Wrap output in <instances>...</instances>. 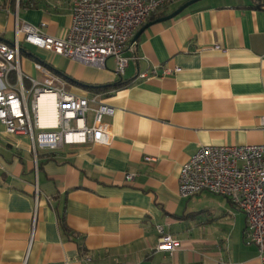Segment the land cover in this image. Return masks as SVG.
Returning <instances> with one entry per match:
<instances>
[{"label": "crops", "instance_id": "1", "mask_svg": "<svg viewBox=\"0 0 264 264\" xmlns=\"http://www.w3.org/2000/svg\"><path fill=\"white\" fill-rule=\"evenodd\" d=\"M188 1L135 31L152 22L127 47L122 78L113 59L97 69L22 45L24 74L38 78L34 63L48 62L70 92L98 94L114 109L104 120L112 138L34 154L28 136L0 125V264H264L228 199L178 194L180 168L200 147L264 144V5L202 0L156 22ZM71 3L0 0V41L12 43L22 24L64 37ZM102 86L110 89L86 88ZM157 227L178 241L173 254L155 251Z\"/></svg>", "mask_w": 264, "mask_h": 264}, {"label": "built area", "instance_id": "2", "mask_svg": "<svg viewBox=\"0 0 264 264\" xmlns=\"http://www.w3.org/2000/svg\"><path fill=\"white\" fill-rule=\"evenodd\" d=\"M177 1L72 0L70 26L62 38L46 36L42 32L45 23L16 25L13 42L0 41V125L5 133L28 136L34 154L69 145L110 144L112 133L104 120L113 116L114 109L98 94L70 92L69 83L48 62L34 63L38 78L24 74L19 65L22 45L97 69L106 68L107 60L113 59L115 75L122 78L129 61L124 53L133 43L135 31ZM178 71L163 69L162 76ZM154 77L156 71L152 70L137 79ZM44 97L51 103L52 124H42L40 102ZM260 122L264 127V118ZM132 179L131 174L125 176L126 181ZM201 192L228 199L244 215L245 243L256 246L259 259L264 260V144L200 147L180 168L178 194L189 199ZM157 232L155 251L173 254L178 241L162 227Z\"/></svg>", "mask_w": 264, "mask_h": 264}, {"label": "water", "instance_id": "3", "mask_svg": "<svg viewBox=\"0 0 264 264\" xmlns=\"http://www.w3.org/2000/svg\"><path fill=\"white\" fill-rule=\"evenodd\" d=\"M199 1H202V0H189L188 2H186L185 4H183L182 6H180L175 12H173L171 15H169V16H167V17H164V18H162V19H159V20H156V22H161V21H165V20H168V19H171V18H173V17H175L176 15H178L180 12H182L185 8H187L188 6H190V5H192V4H194V3H196V2H199ZM150 24H152V22L151 23H149V24H147V25H145L144 26V28H147ZM144 28H142L135 36H134V38H133V42H135L136 40H137V38H138V36H139V33H141V31H143V29Z\"/></svg>", "mask_w": 264, "mask_h": 264}, {"label": "bare ground", "instance_id": "4", "mask_svg": "<svg viewBox=\"0 0 264 264\" xmlns=\"http://www.w3.org/2000/svg\"><path fill=\"white\" fill-rule=\"evenodd\" d=\"M41 110H42V124H52V114L50 110V102L48 101V98H42L41 102ZM49 108V109H46ZM44 111V112H43ZM44 113V114H43ZM47 113V114H45ZM48 115V117H47Z\"/></svg>", "mask_w": 264, "mask_h": 264}, {"label": "trees", "instance_id": "5", "mask_svg": "<svg viewBox=\"0 0 264 264\" xmlns=\"http://www.w3.org/2000/svg\"><path fill=\"white\" fill-rule=\"evenodd\" d=\"M257 1H259L260 2V4L262 3L263 5H264V0H257ZM20 5H21V3H20ZM28 6H30V5H28ZM37 60V59H36ZM65 78V77H64ZM66 80H68V78H65ZM69 81V80H68ZM122 83L121 82H118L114 87H118V86H120ZM87 89H89V90H92V91H94V92H96V93H99V92H102V91H104V90H108V89H110V86H102V87H86ZM112 89H113V87H111Z\"/></svg>", "mask_w": 264, "mask_h": 264}, {"label": "rangeland", "instance_id": "6", "mask_svg": "<svg viewBox=\"0 0 264 264\" xmlns=\"http://www.w3.org/2000/svg\"><path fill=\"white\" fill-rule=\"evenodd\" d=\"M32 52V51H31ZM31 55H34L35 56V54L32 52V54ZM35 57H37L38 59H40L41 61H44V58L42 57V56H39V55H36ZM60 68H62V67H60Z\"/></svg>", "mask_w": 264, "mask_h": 264}]
</instances>
